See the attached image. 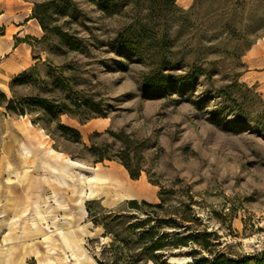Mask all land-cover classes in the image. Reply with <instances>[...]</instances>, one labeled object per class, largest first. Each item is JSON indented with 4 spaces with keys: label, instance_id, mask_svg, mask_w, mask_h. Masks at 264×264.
<instances>
[{
    "label": "rangeland",
    "instance_id": "374dc122",
    "mask_svg": "<svg viewBox=\"0 0 264 264\" xmlns=\"http://www.w3.org/2000/svg\"><path fill=\"white\" fill-rule=\"evenodd\" d=\"M45 2L47 10L37 11L47 27L58 25L77 37L79 49L69 50L42 29L38 36L24 38L32 63L24 70L35 67L36 83L19 87L18 93L57 101L76 96L93 117L82 123L64 114L61 122L76 128L85 146H98L107 155L124 147L109 131L128 136L132 163L143 170L131 179L118 159L94 162L83 145L38 125H29L31 136L25 141L17 123L28 124L30 116H7L0 108V214L5 215L0 218V242L19 253L18 264H97L94 255L108 241L67 188L59 193L70 209H55L54 224L40 219L42 190L37 186L50 148L60 152L51 162L65 163L80 187L93 175L89 167L98 165L118 180L148 188L145 197L112 201L103 193L105 187L82 202L84 209L90 200L106 209H122L129 199L159 202L160 186L150 183L149 175L185 199L189 190L202 223L197 226L219 235L221 252L239 257L264 251V105L259 100L264 101V65L250 62V49L264 37V0H177L181 11L167 23L170 46L162 61L157 57L161 39H141L146 42L139 52L116 46L128 20L106 14L89 0H20L0 11V35L11 37L35 4ZM20 17L23 21L17 24ZM12 53L0 57V91L8 97L12 78L23 71L14 72V64L5 60ZM35 56L39 58L32 61ZM155 71L163 73L169 88L146 92L144 78ZM54 75L68 77L72 90L54 87ZM68 238H80L78 250ZM95 238L99 241H90ZM170 261L182 264L187 258Z\"/></svg>",
    "mask_w": 264,
    "mask_h": 264
},
{
    "label": "trees",
    "instance_id": "16d2710c",
    "mask_svg": "<svg viewBox=\"0 0 264 264\" xmlns=\"http://www.w3.org/2000/svg\"><path fill=\"white\" fill-rule=\"evenodd\" d=\"M98 9L108 15H124L128 24L124 32H119L115 45L127 52H139L143 42L161 39V51L157 52L159 60L166 58L167 36L169 35L168 21L174 19L181 11L177 0H89ZM58 8H63L55 5ZM48 3H36L30 18L39 23L41 29L56 36L69 50L79 49L80 40L70 35L60 26L49 29L38 9L47 10ZM79 10V9H78ZM162 23L165 26H162ZM44 35L43 40L47 39ZM33 38L26 36V38ZM143 38L146 41H140ZM136 40V41H135ZM25 42L26 40L23 39ZM139 41V42H138ZM164 45V46H163ZM38 56L33 57L34 60ZM35 67L23 70L14 76L10 82L8 97L0 91V107L4 114L11 117L30 116L31 123L38 125L51 134L59 135L64 139L83 145L94 162L105 158H116L125 167L131 179H138L143 170L139 164H133L131 158L129 137L122 133L109 131L113 137L120 140L124 147L117 155H107L99 150L98 146L87 147L82 141L81 133L74 127L61 122V115L76 118L79 122L92 118L89 109H82L79 98L68 97L67 100L57 101L47 96L19 94V87L31 86L36 83L34 78ZM146 92L161 93L169 88L163 73L151 72L144 78ZM52 85L56 88H69V78L63 75H54ZM76 94V91H74ZM264 105V101L259 98ZM83 114H86L83 116ZM108 146V144H105ZM149 182L159 185V202L151 203L145 200L129 199L122 209H106L98 201L86 202L87 219L95 228H102L101 236L108 238L100 245L94 258L97 264H180L170 262L174 257H185L182 264H264V251L255 252L239 257H231L218 248L222 245L214 231L199 228L201 219L192 207L197 203L186 190V199L177 195L173 189L160 185L157 179L148 175ZM90 241L98 242L95 238Z\"/></svg>",
    "mask_w": 264,
    "mask_h": 264
},
{
    "label": "bare ground",
    "instance_id": "6f19581e",
    "mask_svg": "<svg viewBox=\"0 0 264 264\" xmlns=\"http://www.w3.org/2000/svg\"><path fill=\"white\" fill-rule=\"evenodd\" d=\"M17 125L19 133L23 136L25 141H28L31 136L29 125H32V123L29 122L26 125L17 123ZM40 131H42V129ZM54 153L60 154V152L55 151L53 148L48 150L49 159H45L43 161L45 172L40 176L41 184H38L37 186L38 190L40 188L42 190V194L37 201V203L43 204V216H41L40 219L45 220L47 223H55L56 216L53 214L55 209H70L67 200L64 199V197L59 193L65 188L71 190L72 194L76 196L74 200L75 203L79 204V206H81L85 212L87 211L84 209L82 202L85 199L99 195L102 189L105 187H107V190L103 191V193H105L112 201L118 199L121 196L145 197L148 193V188H146L142 183H130L118 180L117 177L110 171H105L98 165H96V167H89L94 171L93 175L90 178L84 179V185L80 187L78 185L79 179H77L70 172V170L67 168L68 166L65 165V163L59 159H56L57 163L55 165L51 162L54 159ZM28 156L29 154L26 153L25 158ZM65 160L75 164L77 167H87L79 161L69 158H66ZM21 181L22 176L18 177L15 183L19 184ZM49 191L52 193V195L47 194ZM4 216V214H0V218H4ZM71 219L72 217H70L69 213L65 214V221H67V223H70ZM32 224H35V222H32ZM79 242L80 238H68V243L74 245L77 250L79 248ZM19 257V253H17L15 250L9 249L8 243L4 241L0 242V264H18Z\"/></svg>",
    "mask_w": 264,
    "mask_h": 264
},
{
    "label": "crops",
    "instance_id": "0c3cea01",
    "mask_svg": "<svg viewBox=\"0 0 264 264\" xmlns=\"http://www.w3.org/2000/svg\"><path fill=\"white\" fill-rule=\"evenodd\" d=\"M19 4L20 0H10L7 3H2L0 1V11H2V9L4 8L5 10H8L9 7L17 6ZM22 21L23 19H21L20 17V19L15 22L19 24ZM24 21L25 22L23 24H19L18 27H15V31L12 33L11 37L7 36V33L0 35V57L12 51L13 56L5 60L11 61L14 64L13 66L15 69H13L16 73L26 69L28 66H30V64H32L29 60L27 47L23 39L26 36L36 37L40 34L41 31L40 25L37 20L34 18H30V15H25ZM8 28L9 27L7 26L5 28V31H7ZM250 53L252 57H254L253 59H250V62L252 61L259 67H262V65H264V37L253 44L252 49H250ZM33 60L34 59L32 58V61ZM260 88L262 89L264 88V86L260 85Z\"/></svg>",
    "mask_w": 264,
    "mask_h": 264
},
{
    "label": "water",
    "instance_id": "95a60500",
    "mask_svg": "<svg viewBox=\"0 0 264 264\" xmlns=\"http://www.w3.org/2000/svg\"><path fill=\"white\" fill-rule=\"evenodd\" d=\"M171 262V261H170Z\"/></svg>",
    "mask_w": 264,
    "mask_h": 264
}]
</instances>
